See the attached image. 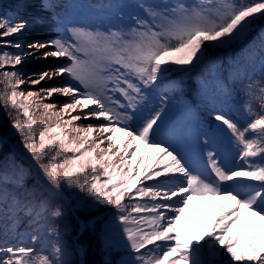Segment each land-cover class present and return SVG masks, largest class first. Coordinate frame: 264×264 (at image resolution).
<instances>
[{
	"label": "snow or ice",
	"instance_id": "6c2138e0",
	"mask_svg": "<svg viewBox=\"0 0 264 264\" xmlns=\"http://www.w3.org/2000/svg\"><path fill=\"white\" fill-rule=\"evenodd\" d=\"M17 7L14 17H0V108L15 112L12 127L28 167L0 166V264H71L54 226L44 230L50 252L36 247L35 232L29 244L10 242L23 239L18 228L25 219L38 224L48 207L47 198L37 200L38 189L58 195L65 184L114 207L128 252L120 264H264V60L260 79L241 89L248 99L235 110L240 119L231 109L217 110L219 127L202 133V145L197 138L191 156L159 138L167 98L153 104L170 65L194 66L210 47L246 41L255 32L264 56V29L257 30L264 0L141 3L132 24L103 31L66 24L60 5L40 0L42 11L55 12L60 33L27 44L6 39L28 27L29 0ZM29 57L66 62L25 73L20 66ZM64 77L63 84L49 83ZM54 95L67 99L53 102ZM216 137L226 141L232 160L216 148L204 158ZM193 200L208 201L216 215L209 228L202 231L201 222L189 235L179 225ZM50 215L63 212L54 207Z\"/></svg>",
	"mask_w": 264,
	"mask_h": 264
},
{
	"label": "rangeland",
	"instance_id": "374dc122",
	"mask_svg": "<svg viewBox=\"0 0 264 264\" xmlns=\"http://www.w3.org/2000/svg\"><path fill=\"white\" fill-rule=\"evenodd\" d=\"M84 0H61L63 4H61L62 14L60 17L63 18V22L66 24H84L88 25L92 28H99L100 30H105L107 28L116 29L122 24L128 25L132 24L133 21L130 19L132 16L142 15L139 4H160V3H175L177 0H126L129 3L128 11L124 12V14H115L113 12L114 8L118 5V0H95L96 7L90 9L88 5L83 2ZM93 1V0H92ZM186 3H192L193 0H183ZM19 0H0V17H14L16 14L11 12V9H15L16 12L19 11L17 5ZM31 7L28 8L31 14L28 16H24L25 19L28 20V27L23 32L21 36L8 37L6 39L11 40H21L24 44L32 40H45L50 38H55L60 33V28L58 26V17L49 14L48 11H42L39 7L40 0H29ZM131 10V11H130ZM135 10V12H132ZM3 11H7V13H3ZM132 12V14H130ZM40 16L42 17L41 23H34L33 17ZM204 60V59H203ZM200 61L197 64H202L204 61ZM264 60V56L261 55V51H255L253 54V59L251 62V66L248 67V70H260L261 61ZM66 61L61 58L59 60L56 59H48V60H35L31 57L25 61L21 67H23V71L25 73L30 72H39L45 68L55 67L57 65L63 64ZM196 64V65H197ZM194 65V66H196ZM217 63L210 59L207 61L205 68L208 70L209 75L211 76L215 72V68ZM193 66H184L181 67L183 70H187L192 68ZM68 78H56L55 80L49 82L53 85H59L67 82ZM43 86L48 87L49 84H44ZM27 87V86H24ZM39 87V86H36ZM203 92L209 93L208 88L205 86H201ZM118 95V94H117ZM159 97L157 93L154 94L153 104L159 106ZM67 98L62 97L60 95H54L52 101H63ZM123 100L122 97H120ZM190 100L186 96H181L176 100V104L178 106V113L176 116L173 115V110L170 107L169 102L166 100V109L167 116L163 118L162 128L160 137L162 139H168L170 142L174 143L177 147H179L182 151L188 153L190 156L196 151L197 146V138L199 139V143L202 145L205 140V136L202 133L206 131H200L197 126V119L194 110L190 106ZM237 106V105H236ZM0 114L2 116H6L5 111L0 108ZM14 117L13 115L7 116V120H11L10 118ZM102 121H97L93 119L91 123L98 124ZM12 123V121H10ZM9 123V124H10ZM83 123V122H78ZM10 127V132L7 134L8 136H13V133L16 132L12 125H8ZM219 127V122L217 121L211 129ZM12 128V132H11ZM210 129V130H211ZM209 131V130H208ZM16 147L20 150L25 151L22 144L19 142H12ZM212 148L219 149L228 159L232 160L234 154L227 149L226 141L222 137H216L215 142L209 145L208 148H205L204 158L206 159L207 150H211ZM26 152V151H25ZM235 163H242L239 160H236ZM151 183V182H149ZM78 191L75 190L72 193V196L76 194ZM147 200V198H145ZM85 199L78 197L72 201V205L74 209H85ZM216 215L214 209L209 206L208 201L205 200H193L188 210H186L185 214L181 218L180 227L182 230L186 231L189 235H194L197 224H201L202 222V231L204 229L209 228L213 223V218ZM83 219V218H81ZM49 225L54 226L59 231L64 244L68 248L69 255L68 260L71 264L76 261L78 263V258L76 254V250L74 245L70 244L69 240L65 236V228L57 223L55 220L44 217L41 213V218L39 223L36 225L29 226L28 220L25 219L22 224H20L18 231L24 233V237L21 240L20 238H16L11 243H31L29 237L34 232L35 234L41 237L39 244L36 245L37 248H43L45 252L51 251V243L50 238L45 234V228ZM101 239L105 244L113 246L116 249H125L124 245L126 243L123 234H122V226L119 221H115L111 223L105 230L101 232Z\"/></svg>",
	"mask_w": 264,
	"mask_h": 264
},
{
	"label": "trees",
	"instance_id": "16d2710c",
	"mask_svg": "<svg viewBox=\"0 0 264 264\" xmlns=\"http://www.w3.org/2000/svg\"><path fill=\"white\" fill-rule=\"evenodd\" d=\"M3 13H7V11H3ZM257 23L259 25L258 30L264 28V20H260L258 18ZM255 35L256 33L253 32L246 41L236 42L225 47L209 48L207 56H220L224 62L221 65L222 69L218 71L219 74H216L213 78H208L207 72L204 70H193L194 68L190 70H181L180 66L170 65L171 71H169L162 80L158 81L159 87L157 91L162 94V96L166 97L172 104L174 103L175 98L179 96V94H186L187 96L191 97L192 105L196 107L198 112L199 124L203 128H209L215 122L213 116L215 115V112L217 110H220L221 108L224 111H228L229 109H231L236 119L239 120V114L233 110V102H236L238 99V101L240 102L246 101L248 99L245 95H243L240 87L245 86L250 81H258L260 79V73L256 72L247 80H240L238 82V85H240V87L236 85L232 89L230 87V83L227 82V70L225 69L224 65L226 62V57H229L230 59L241 58V61H243L241 52H243V49L249 42V39L252 37L254 38ZM257 46H259L258 41ZM199 80L209 85L211 89L215 91V94H220L219 98L205 97L204 95H201L199 92ZM178 83L180 85L179 90L176 89V84ZM218 85H226V88L221 91ZM2 89L3 86L0 85V90ZM225 95H228L230 97V102L232 105L228 106L227 102L222 100V96ZM256 103L258 104V101ZM9 112L15 117V112L13 110L9 109ZM7 116L8 115L2 116L0 114V133L4 136L9 137V139L13 142L16 141L21 143L20 135L17 132H14L13 136L7 135L10 132V127L8 125L11 126L12 123H10V121L14 119V117H12L10 118L11 120H7ZM13 163L23 164L24 167H28L26 163H24L17 155H15L10 150V147L7 143L0 141V166H3L4 164L11 165ZM27 183L29 186L34 183L32 175L28 177ZM77 189L78 188L74 186L69 187L67 184H65L63 187L64 192L69 197L72 196L73 191ZM36 197L37 200L47 198L48 207L45 208V210L42 212L43 216L51 218L61 226H63L65 228V236L69 240L70 244L73 245L74 238L78 234L79 224L75 220L72 212L69 210L66 202L60 198L49 195L42 188L38 189ZM78 197L83 198V200L85 199L84 210L75 208V212L77 213V215L80 218H83L86 224L85 230L81 234H79L77 238V242L84 249V264H120L121 261L127 260L128 252L126 249H115L110 245L104 244L100 236L103 230H105L111 223L117 221V213L114 207L96 202L95 197L91 196L86 191H81L80 189H78L76 194L73 195L72 200ZM54 207L61 208L63 212V215L61 217H51L50 211ZM13 239L14 238H10V242L13 241ZM221 259H223V257L218 254L216 257V261L219 262ZM72 264L78 263L74 261Z\"/></svg>",
	"mask_w": 264,
	"mask_h": 264
},
{
	"label": "water",
	"instance_id": "95a60500",
	"mask_svg": "<svg viewBox=\"0 0 264 264\" xmlns=\"http://www.w3.org/2000/svg\"><path fill=\"white\" fill-rule=\"evenodd\" d=\"M0 138L3 139V137L0 135ZM56 196H59L61 197L62 199H64L67 203L70 202V199L65 195V193L63 192V190ZM72 212H73V209L71 208ZM74 213V212H73ZM75 214V213H74ZM75 218L79 221V224H80V231L79 232H82L83 229L85 228V223L83 220L79 219V217L77 215H75ZM77 238H75V241H76ZM76 252H77V255L78 257L80 258V264L83 263V261L81 260V257L83 255L82 251L79 249V248H76Z\"/></svg>",
	"mask_w": 264,
	"mask_h": 264
},
{
	"label": "bare ground",
	"instance_id": "6f19581e",
	"mask_svg": "<svg viewBox=\"0 0 264 264\" xmlns=\"http://www.w3.org/2000/svg\"><path fill=\"white\" fill-rule=\"evenodd\" d=\"M19 151H20V153H21V155H22L23 157H26V153H25L24 151H21L20 149H19Z\"/></svg>",
	"mask_w": 264,
	"mask_h": 264
}]
</instances>
